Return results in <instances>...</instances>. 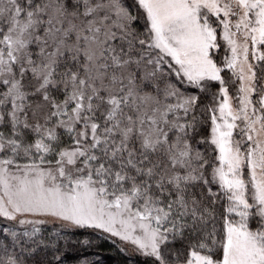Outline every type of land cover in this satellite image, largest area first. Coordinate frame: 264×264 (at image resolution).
<instances>
[{"label":"snow or ice","instance_id":"obj_1","mask_svg":"<svg viewBox=\"0 0 264 264\" xmlns=\"http://www.w3.org/2000/svg\"><path fill=\"white\" fill-rule=\"evenodd\" d=\"M89 236L264 264V0H0V264Z\"/></svg>","mask_w":264,"mask_h":264},{"label":"trees","instance_id":"obj_2","mask_svg":"<svg viewBox=\"0 0 264 264\" xmlns=\"http://www.w3.org/2000/svg\"><path fill=\"white\" fill-rule=\"evenodd\" d=\"M89 233L83 232L79 238ZM95 242L91 246L76 245L65 249L67 255L64 264H137L136 259L121 251L122 244L119 239L115 240H95L94 236H89Z\"/></svg>","mask_w":264,"mask_h":264}]
</instances>
